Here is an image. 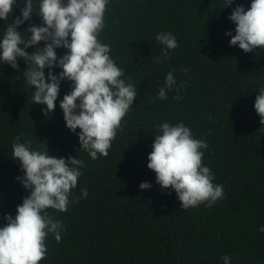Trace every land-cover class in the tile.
I'll return each mask as SVG.
<instances>
[{
	"label": "trees",
	"instance_id": "1",
	"mask_svg": "<svg viewBox=\"0 0 264 264\" xmlns=\"http://www.w3.org/2000/svg\"><path fill=\"white\" fill-rule=\"evenodd\" d=\"M251 2L233 0L225 8L226 0H110L99 39L111 46V58L138 96L109 155L95 160L81 149L80 129L67 128L60 108L72 82H61L55 111L46 116V105L34 103V89L23 76L27 62L18 61L19 71L0 62V227L30 196L17 179L24 175L21 165L12 158L11 146L23 134L21 142L30 140L33 150L48 148L56 158L85 164L68 210L47 209L66 230L60 242L48 235L40 264H224L225 255L231 264H264V125L254 107L264 87V50L245 53L230 43L236 34L229 19L233 9L248 10ZM17 3L9 20H0V39L21 16L24 2ZM38 4L34 0L37 10ZM33 25H42L35 13L17 31L30 38ZM162 32L172 33L179 45L167 59L156 40ZM56 52L59 59L67 49ZM173 69L177 83L161 100L158 91ZM61 71L54 69L57 76ZM163 122L184 123L208 144L202 163L224 190L212 207L184 210L174 190L157 184L147 165ZM144 182L150 190L140 188Z\"/></svg>",
	"mask_w": 264,
	"mask_h": 264
},
{
	"label": "clouds",
	"instance_id": "2",
	"mask_svg": "<svg viewBox=\"0 0 264 264\" xmlns=\"http://www.w3.org/2000/svg\"><path fill=\"white\" fill-rule=\"evenodd\" d=\"M21 16L6 25L0 39V62L19 71L18 61L27 62L24 77L34 89L35 104L46 105L44 114L54 113L61 82H72V90L60 102L66 126L73 133L79 132L81 149L95 160L107 157L112 142L122 128L127 114L137 99L134 83L126 82L124 71L111 58V46L99 39L105 27V14L110 0H39L38 10L34 0H23ZM233 0H226L229 7ZM17 0H0V20L8 21ZM42 18V25L27 29L30 38L17 29L33 14ZM229 19L236 25L230 41L245 53L264 50V0H252L250 9L243 6L233 9ZM156 40L163 46L162 57L168 58L169 50L179 47L172 33H160ZM43 43L44 47H39ZM36 48L33 54L27 51ZM67 49L58 59L56 49ZM161 58H157V63ZM62 69L59 76L54 69ZM45 69H49L47 78ZM174 71H169L158 98L167 99V92L176 85ZM187 71V69H182ZM183 87V85H181ZM179 92V89H177ZM255 100V110L264 125V87ZM155 99V98H153ZM180 100L179 94L175 97ZM152 151L148 156V168L155 172L156 182L164 190H174L186 210L206 204L212 207L224 197L222 185L213 183L214 173L203 165L204 151L208 144L195 139L184 123L175 126L168 122L158 125ZM17 136L12 144V158L18 161L24 173L18 177L30 196L17 206V215L6 216L7 224L0 227V264H40L46 259V240L51 233L57 242L66 230L62 223L53 220L47 209L66 212L73 201L70 195L82 175L84 161L69 157L56 158L44 151L33 150L32 142H21ZM142 190H150L151 184H140ZM82 195L88 196L87 189ZM224 264H231L228 255L222 257Z\"/></svg>",
	"mask_w": 264,
	"mask_h": 264
}]
</instances>
